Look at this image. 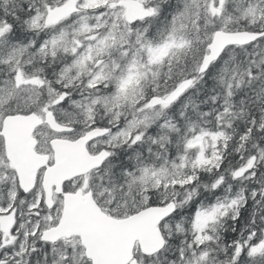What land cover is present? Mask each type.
<instances>
[{
	"label": "snow or ice",
	"instance_id": "obj_1",
	"mask_svg": "<svg viewBox=\"0 0 264 264\" xmlns=\"http://www.w3.org/2000/svg\"><path fill=\"white\" fill-rule=\"evenodd\" d=\"M0 264H264V0H0Z\"/></svg>",
	"mask_w": 264,
	"mask_h": 264
}]
</instances>
